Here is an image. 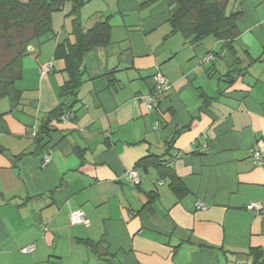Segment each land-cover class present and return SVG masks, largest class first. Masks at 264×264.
<instances>
[{
    "label": "crops",
    "instance_id": "1",
    "mask_svg": "<svg viewBox=\"0 0 264 264\" xmlns=\"http://www.w3.org/2000/svg\"><path fill=\"white\" fill-rule=\"evenodd\" d=\"M70 10L54 12L53 37L24 57L17 105L1 102L0 264H260L248 253L264 250V162L254 156L264 161V0H231L241 14L235 55L213 36L172 33L165 0H90L84 27L108 19L112 40L86 52L78 102L48 137L42 166L35 134L68 78L54 53L75 39ZM158 71L171 88L149 109L138 96ZM151 154L170 159L185 196L156 166L140 170L138 186L124 176ZM150 191L159 196L148 209ZM77 210L88 226L72 223Z\"/></svg>",
    "mask_w": 264,
    "mask_h": 264
},
{
    "label": "trees",
    "instance_id": "2",
    "mask_svg": "<svg viewBox=\"0 0 264 264\" xmlns=\"http://www.w3.org/2000/svg\"><path fill=\"white\" fill-rule=\"evenodd\" d=\"M89 1L0 0V130L4 127L5 115V112L1 109L2 100L8 99L12 106H16L21 98V91L16 87V82L23 75L24 57L35 50L43 41L53 37L54 12L62 11L67 3L71 4L72 34L75 39L73 42L70 40L58 42L54 53L56 59L64 60L68 78L60 88L61 102L45 116L41 121L38 132L35 134V152L43 150L46 152L48 150V137L55 130L56 123L62 121L63 115L68 114L70 116L75 104L78 102V93L84 82L86 52L97 45H108L112 40V25L108 19H101L90 28L84 27L79 13ZM165 1L170 6L169 22L173 28L172 33L179 32L186 38L192 37L195 42L213 36L223 40L226 48L234 55L236 54L237 50L233 42L241 33L239 27L241 14L228 10L231 0ZM210 57V59L214 58L213 55ZM235 63H238V58H236ZM48 66L52 68L51 64ZM232 72H229L228 75ZM108 78L110 84L114 85L116 79L112 78L111 75ZM150 93L138 97H146ZM160 101L161 99L156 101L153 108ZM179 133L178 130L168 140V152L173 148ZM169 161V158L163 159L160 155L151 154L140 159L135 169L138 170L141 179L140 170L146 172L150 167H158L161 173L170 178L169 185L174 193L179 197H183L187 194V188L183 180L170 167ZM140 183L132 184L138 186ZM146 195L147 202L145 206L151 209L158 200L159 194L150 191ZM83 242L92 248L94 252L100 253V243L92 240H84ZM248 255L252 256L256 262L264 264L263 249L252 248Z\"/></svg>",
    "mask_w": 264,
    "mask_h": 264
},
{
    "label": "built area",
    "instance_id": "3",
    "mask_svg": "<svg viewBox=\"0 0 264 264\" xmlns=\"http://www.w3.org/2000/svg\"><path fill=\"white\" fill-rule=\"evenodd\" d=\"M211 57H208V59H210ZM51 66H47L43 69L44 73H47L50 70ZM154 80H155V84L153 86L152 92L147 95L146 97L142 96L139 99H142L144 101V104L147 108L151 109L153 108V106L155 105L156 101H159L160 99H162L164 97L165 92L171 88V83L168 80V78L166 77V75L162 72H157L154 76ZM69 115H63L62 116V120H66L68 119ZM254 156L256 157L257 161L259 162V164H263V157L260 154V152L255 149L254 151ZM51 159V149H48L46 152H44V154L42 155V166H46L48 164V162ZM124 176L130 180L131 183L133 184H139L141 179H140V175L137 169L135 168H130L128 170H126ZM196 208L197 209H205L206 205L201 202L198 201L196 204ZM246 208L248 210L251 211H256V212H261L263 209V205L260 202H251L249 203ZM70 219L72 221V223L74 224H85V225H89L90 221L89 219L86 217V214L83 210H77V211H73L70 214ZM35 246L34 245H29L27 247H24L22 249V251L24 253H30L32 251H34Z\"/></svg>",
    "mask_w": 264,
    "mask_h": 264
}]
</instances>
